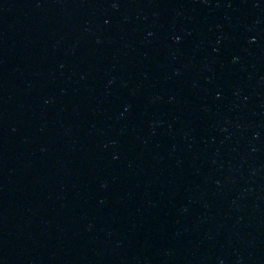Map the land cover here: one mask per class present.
Instances as JSON below:
<instances>
[{
  "label": "water",
  "instance_id": "obj_1",
  "mask_svg": "<svg viewBox=\"0 0 264 264\" xmlns=\"http://www.w3.org/2000/svg\"><path fill=\"white\" fill-rule=\"evenodd\" d=\"M0 264H264V0H0Z\"/></svg>",
  "mask_w": 264,
  "mask_h": 264
}]
</instances>
